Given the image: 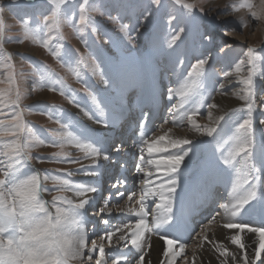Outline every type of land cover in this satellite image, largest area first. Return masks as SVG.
I'll list each match as a JSON object with an SVG mask.
<instances>
[{
	"label": "snow or ice",
	"instance_id": "obj_1",
	"mask_svg": "<svg viewBox=\"0 0 264 264\" xmlns=\"http://www.w3.org/2000/svg\"><path fill=\"white\" fill-rule=\"evenodd\" d=\"M44 2L53 5L50 11L38 7L37 0H9V4L0 0V55L5 58L4 66L9 70L14 67L12 53L4 48V13L6 8H14L19 9L23 29V39L19 43L31 39L41 44L77 81L83 80L81 66H91L93 75L99 77L97 83L102 88L94 90L84 85L76 89L46 64L35 70L41 87L58 91L89 121L105 129H114L124 112L132 107L125 97V90L132 88L136 92L133 104L140 112L139 131L132 145L139 160L135 171L141 175L138 181L140 190L139 194L128 192L124 206L110 207L113 199L120 200L125 196L120 189L127 188L126 178L118 176L113 180L107 195L102 197L103 203L99 204L97 195L101 188L98 181L73 180L68 169L37 168L35 164H42L45 160L74 164L78 165L75 171L84 172L85 177L98 178L103 174L102 161L118 165L120 169L127 168L126 162L122 161L128 151L127 141L108 133L101 134L87 125L81 126L77 118L55 104L39 109L58 125L47 130L50 139L41 138L24 118L23 94L19 88L0 90V138H7L0 140V264H132L129 257L132 250L138 253L135 264H152L150 260L146 262L145 257L154 247L153 235L163 242L158 264H176L180 257H183L182 264H189L185 255L187 244L182 242L178 226L209 202H216L213 194L226 180L231 181L229 198L218 203L219 210L201 225L197 233L199 243L192 247L190 264H196L198 249H203L205 244L211 247L213 254H218V264H229V258L231 264H264V222L259 226L234 222L254 209L257 203L264 204V119L259 120V128L254 127L257 110L255 78L264 58L257 48L248 47L234 67L223 71L222 76L211 69L207 54L208 46L216 41L217 32H201L198 43L182 49L183 37L188 31L186 22L207 15L205 0H172L173 5L179 6V10L173 11L167 10L164 0H96L95 3L82 0L78 6V18L76 12H72L73 0ZM231 9L233 12L246 9L251 21H264V0L259 7L253 0H238L231 4ZM33 14L42 17L35 26H32ZM161 14L167 17L166 23L172 28L164 39L156 31ZM97 17H106V21ZM249 22L241 20L239 26L247 27ZM108 24L114 27L109 28ZM65 25L80 34L86 53H81L78 48L65 47ZM85 32L88 33L87 39H84ZM7 40L11 41L12 37ZM231 47L225 43L219 51ZM162 54L169 57L171 67L168 71L179 72L184 83L179 90L167 88L169 101L174 96L180 99L168 108L169 118L157 131H152L148 127L152 113L164 94L157 78ZM186 60L194 61L190 68L185 67ZM245 65L247 74L243 75ZM233 75L244 86L241 92L233 95L244 103L238 109L214 115L213 110L220 106L212 92L225 89L232 83L230 78ZM217 77L219 83L204 95L200 90L213 84ZM8 79L9 84L14 85L12 71H9ZM81 92L86 98L84 105L77 98ZM261 102L264 105V96H261ZM205 105L208 123L201 124L197 117ZM5 109L10 111L6 113ZM235 112L245 113V116L224 141L229 145L227 152L216 148L219 155L215 161L202 172L192 173L189 162L205 141L171 135L173 128L186 124L197 137H208L211 138L208 143H218L224 136L221 122L231 119ZM5 115L10 119H3ZM169 123L172 127L165 130L164 126ZM41 146L58 148L59 151L48 157L34 156L33 150ZM66 146L74 147L83 155L72 157L65 151ZM82 160L90 163L84 164ZM54 171L62 174H51ZM49 181L56 194L47 200L44 194H51L47 187ZM66 192L73 193V196L64 195ZM149 202L154 205L151 212ZM90 209L101 217L103 230L86 227ZM114 212L130 218L126 223L112 224L109 218ZM217 217L229 221L222 225L223 228L235 230L230 242L237 246V251H231L221 240L209 239L210 225ZM245 230L259 240L258 244L251 242L255 244L252 255L243 242ZM91 236L98 239H91ZM221 257L223 259H219Z\"/></svg>",
	"mask_w": 264,
	"mask_h": 264
},
{
	"label": "rangeland",
	"instance_id": "obj_2",
	"mask_svg": "<svg viewBox=\"0 0 264 264\" xmlns=\"http://www.w3.org/2000/svg\"><path fill=\"white\" fill-rule=\"evenodd\" d=\"M81 2L82 0H73L72 12H76L77 18H78V6H79V3ZM95 2L96 0H90V3H95ZM234 2H238V0H205L204 7L207 10V15L199 16L194 20H188L186 22L188 31H187V35L183 37L184 44L181 45V48L183 49L186 46L190 47L193 43H198L199 33L201 32H206V31L217 32L218 35H217L216 41L212 45L208 46L209 52L207 54L210 56L211 69H214L215 72L219 76H222L223 71H227L233 68L235 63L244 55V52L250 46L256 47L260 56L264 58V21H251L250 17H248L247 15L246 9H241L239 12H233L231 9V4ZM164 3L168 11H173V9L179 10V6L173 5L172 0H164ZM253 3L257 7H259L261 4V0H253ZM5 4H9V0H5ZM37 6L44 8L47 11H50L51 8L53 7L51 3H46L44 2V0H37ZM14 11L16 14H14ZM69 15H71V13H69ZM97 19L98 20L104 19L106 21V17L105 18L97 17ZM166 20H167V17L161 14V18L159 19L157 23L156 31L158 33V36L161 39L166 38L168 33L172 31V28L169 27V25L166 23ZM241 20H249L250 22L248 23L247 27H240L239 21ZM41 21H42V17L33 14L32 26H35ZM4 22H5L4 48L8 52L12 53V64L14 65V67L11 70L7 69L4 66L5 58L2 55H0V90L6 91L10 87L19 88V90L23 94L21 107L24 109V118L26 121H29L31 123V126L33 127L34 131L38 135H40L41 138L50 139L51 135H50V132L47 130L58 127V125L55 123L54 120H49L46 114L39 111V109L49 104H55V105L62 106L66 110L67 114H70L72 117H75L80 121L81 126L87 125L89 127L95 128L96 130L98 127L102 128L103 126L95 125L92 121H89L87 117H85L79 111L78 108H76L73 104H70L64 97L60 96L58 91L52 92V91H49L48 87L46 86L41 87L38 82V78H37L38 73L37 71H35V70H38L42 64H46L50 66L52 69H54L57 73H59L60 76L64 77L67 81V84L70 85L72 88L80 89L82 88V86L87 85L94 90H98L102 88L103 86L97 83L99 77L93 75L91 66L89 67L81 66L80 72H81V76L83 77V80L77 81L76 78L71 75V73L67 72L66 68H62L60 66V64L50 55L49 52H47L42 47L41 44L34 43L31 39L25 40L23 43H19V40L23 39V29L20 24L19 9L6 8L5 13H4ZM108 27L113 28L114 26L111 24H108ZM233 29H235V31ZM63 32H64V37H65L63 43L65 44V47H71L74 49L78 48L81 53L87 52V49L85 48V45L82 42L80 34L73 31L72 27L65 25L63 27ZM83 35H84V39L88 38L87 32H85ZM7 37H12V40L11 41L7 40ZM225 43L230 44L232 46L231 49L230 50L225 49L224 52H220L219 48L223 47ZM88 63L91 64L90 59ZM191 63H194V61L186 60L185 67L190 68ZM170 67H171V64H170L168 55L162 54L159 58V63H158V68H157V78L159 80L160 90L164 94L161 96L158 104L156 105L158 116H155L157 117L156 122H155L156 126L154 125L155 129L153 131H157V129L163 123V121L169 118L168 108L171 106V104L177 103L180 99L179 96H174L173 99L169 101L166 95L167 88H175L179 90L184 83V78L180 76L179 72L174 73V72L168 71ZM161 69L164 70L162 73L160 71ZM9 71H12L14 74V78H15L14 85L9 84V79H8ZM242 74L243 75L247 74V65H245L244 71ZM184 75L186 76V71ZM230 79L233 82V85L230 90H227L226 89L227 86H226L225 89L221 91L212 92L213 96L215 97V102L220 106L219 109L213 110L214 115L215 114L219 115L220 112L222 111H230L232 109H238L244 103L243 101L239 100L237 96L235 95L233 96V93L241 92V90L244 87L243 84H241L236 79L235 75H233ZM255 79H256V84H257L256 97H255L257 110L254 113V117H255L254 127L259 128L260 127L259 120L264 119V115H262V112H264V105H262V102H261V96H264V59H262L260 62V65L257 69V76ZM218 83H219V78L218 77L214 78L213 84L206 86V89H201L200 91H203L204 95H207L209 91H212V88L215 86V84H218ZM125 97H126L127 103L132 105V111L134 112L130 114L131 115L134 114V119L136 121L135 123L136 127L134 129L130 128L131 125H129V127H125L127 126V123L131 121V118L126 117L124 120H122V122L119 121L118 127L114 129L113 133L115 134V132H117L118 137H122L120 136L119 133H122L124 131L128 133V135H130V137H128L130 138V140L128 141V144L132 146L133 145L132 137H134L133 138L134 140L139 131L137 128V122L140 118V112H139V109L133 104V101L136 98V92L133 91L132 88H128L125 90ZM77 98L80 100L82 105L85 104L86 98L83 92L79 93ZM227 98H230L233 101V104L226 106ZM223 105L226 108H224ZM8 111L10 110L5 109L6 113ZM206 115H207V107L205 105L201 109L200 115L197 117L198 122L208 123L206 119ZM244 116H245V113L235 112L231 114V119L226 118V121L221 122L223 125L224 136L218 143L216 142L208 143L207 141L211 140V138H208V137H204L203 139H200V140L205 141V143H202L198 146L196 156L193 158V161L189 162L192 165L191 167L192 173L198 174L202 172L208 165L212 164L215 161L216 156L219 155V152L215 151L216 148H219L224 153L227 152L229 145L225 144L224 141L227 140L228 137L232 134V132L234 131L235 125L239 123L243 119ZM2 118L5 119L6 121L10 119V117L7 115H5ZM151 121H153V119H151ZM166 127H172L171 123L164 126V128ZM128 128L130 129V131H127L129 130ZM183 128H185V126L175 127L174 129L182 130ZM110 130H113V129H110ZM6 139L7 138H0V140H6ZM56 151H59V149L48 147V146H41L33 150V155L48 157L51 153L56 152ZM65 151L69 152L70 155L74 158L83 155L82 153L77 151L72 146H66ZM124 155H125V158H122V161L123 160L128 161V159L131 160L129 156L130 155L129 152H126ZM134 157L136 158L135 159L136 162L134 163L132 161L131 165L132 166L134 165L133 166L134 172L136 173L135 165L139 163V160H138L137 155H134ZM81 162L84 164L90 163L89 161H85V160H82ZM101 163H102V167H105V165H107L108 162L102 161ZM33 164H35V161H33ZM35 166L41 170L68 169L72 173L71 179L76 180V181L90 180L89 177L84 176V172L75 171L78 165H74V164L69 165L66 163H57L55 161L45 160L44 163L35 164ZM117 167L118 165L115 168ZM119 170L120 169L118 167V172ZM114 173H116V171H114ZM51 174H62V173H59L58 171H54ZM138 175H139V178H141V175L140 174ZM65 178H68V177L65 175ZM234 178L235 176H233V179ZM97 181H98V186H99V178H96V182ZM138 181L139 179L135 182L136 187L139 185ZM228 183L231 185L230 180H228ZM109 185L110 183L108 184V186L104 185L105 187L104 190H106L104 192L105 193L104 196H106L108 193ZM190 185H191V181L188 182V186ZM47 187L51 190V194L45 193L44 198L47 200H50L51 195L56 194V192L50 181L47 182ZM137 188L135 189L134 192H137V194H139L140 186H138ZM219 188L220 186H217L216 192H218V194L221 193L219 191ZM112 191L115 192V190H112ZM64 195L73 196V193L66 192L64 193ZM125 199H126V196L123 199L124 201L121 200L119 202V205L120 204L123 205L125 202ZM114 200L110 203L109 205L110 207H113L115 205ZM102 203H103V200L101 201V204ZM216 206L218 207V204H216ZM153 207L154 205L151 203L148 207L149 212H151ZM198 215L197 217H199ZM200 215H202V212H200ZM90 216L95 217V218L97 217L96 215H94V212L92 211V209L89 210V214L87 218L86 227L88 229L92 226L90 224V221H91ZM125 218L126 217H123L122 219H125ZM149 220H151V216H149ZM262 222H264V204H260V203H257L254 209H250L241 218V223H250V224L255 223V224H258L257 226H259ZM179 226H181V224ZM199 232L200 231H198V233ZM197 240H193L194 242L190 243L187 247V250L185 251V255H187L188 260H189V264L192 260V247L195 244H198ZM205 247L199 250L206 249V251L213 252L211 247H208V248L207 247L205 248ZM216 255L218 257V254ZM197 257L198 258H197L196 264H204L202 258L199 256L198 253H197ZM219 259H223V258L221 257ZM158 260H155V261L157 262ZM182 260H183V257H180L179 259H177L176 264H182ZM208 261L206 262V264H213V262L210 259ZM229 264H231L230 258H229ZM257 264H259V262H257Z\"/></svg>",
	"mask_w": 264,
	"mask_h": 264
},
{
	"label": "bare ground",
	"instance_id": "obj_3",
	"mask_svg": "<svg viewBox=\"0 0 264 264\" xmlns=\"http://www.w3.org/2000/svg\"><path fill=\"white\" fill-rule=\"evenodd\" d=\"M232 85H233V82L231 84L226 85L227 86L226 89L230 90ZM231 104H233V101L230 98H227L226 106H229ZM224 108H226V107L224 106ZM132 112H134V111H132V107H131V108H129L128 110H126L124 112L123 116L120 117L119 121L122 122V120H124L126 117L131 118V121H129L127 123V126H125V127H129V125H131L130 128L134 129L136 127V124H135L136 121L134 119V114H132V115L130 114ZM157 113H158V111H157V106H156L154 108L153 114H152L153 121H151V124L148 126L152 131L155 129V126H156L155 122H156V118L157 117H155V116H158ZM118 123H117V125H116V127L114 129H116L118 127ZM201 124H204V123H201ZM167 128H169V127H166L164 129L166 130ZM110 129H112V128H108V129H105L103 127L102 128L101 127L97 128V130L101 134L108 133V134L113 135V136H118L117 132H115V134L113 133L114 129L113 130H110ZM127 131H130V129L127 130ZM119 134H120V136H122L121 138H123L124 140L127 141V145H128V151L127 152H130L129 156H130L131 160H129V159H128V161L123 160V162H126L127 168L126 169H122V171H120V173H118V172L114 173L115 169H113V166H115V165H112L110 162H108L107 165H105V168L102 167L103 174L100 176L102 179H99V187L101 188V191L97 195V198H98V196L100 197L99 200H98L99 204H101L102 197H104V194H105L104 192L106 191V190H104L105 187H103V186L104 185L108 186V184L111 183L113 180H115L118 176L126 178L127 181H128L127 188L126 189L125 188H121L120 189L121 191L125 192V196H126L125 202H124L123 205L120 204L121 206H124L126 204L128 192L135 191V189L139 186L137 184L138 186L136 187V184H135V182L138 179H140L139 175H138V173L134 172V167H133L134 165L132 167L130 166L132 161L134 163L136 162V160H135L136 158L134 156H132V155H137V151H136V149L134 147H132L131 145L128 144V141L130 140V138H128V137H130V135H128V133H126L124 131V132L119 133ZM158 134H162V132H158ZM171 135L178 136V137L187 136L189 139H192V140L203 139L204 138V137H197L195 135V133H193L188 128L187 125H185V128H183L182 130L173 128V132L171 133ZM133 138L134 137H132V142L135 140V139L133 140ZM129 150H131V151H129ZM124 156L125 155H123V157ZM130 167H131V169H130ZM89 178H90L91 181L96 182V178H91V177H89ZM218 186H220L219 191L221 193L218 194V192H216V190H215V192L213 194V200L217 201V202H214V203L213 202H209V204L205 205V207L201 210V212H204V214H203L204 218L200 217V215H199V217H196L197 213H195L192 216L188 217L186 219V221H182L180 223L181 226H178L179 229H180L178 234L180 235V238H181L182 242L187 244V247H188V245L190 243L194 242L193 240H197L198 239L197 233H198V231H200L201 225L207 223L208 219H210L211 216L215 214V211L219 210L218 207L216 206V204H218V202L222 203L223 200H226V199L229 198L228 194H229V191L231 189V185L228 183V180H226L225 182L220 183ZM188 187L190 188L191 185L188 186ZM132 189H134V190H132ZM192 194L195 195V192L193 191ZM220 194H222V195H220ZM125 196L122 199H120V200H116V199L114 200L113 199L115 205L119 204V202L121 200H123L125 198ZM220 198H223V199H220ZM150 204H151V202H149V205ZM149 205H148V207H149ZM92 211L94 212V210H92ZM90 217H91L90 218V220H91L90 224L92 226L89 228V230H91L93 227H95L97 230H103L104 226L100 223L101 217H98V216L96 218L92 217V216H90ZM123 217H126V218L122 219ZM103 218H108V217H103ZM129 218L130 217H128V216H121V215H119V214L114 212L112 217L109 218V219L111 220L112 224H122V223H126ZM227 222H229L227 219H222L221 217H217L216 221L212 225H210V231L208 233L209 239L221 240V241L224 242L226 247H228L231 251H235V250H237V246L232 245L231 242H230V236L232 234H234L235 230H229V229H225V228L222 227V225L224 223H227ZM234 222H241V218L238 219L237 221H234ZM252 225L257 226L258 224L253 223ZM162 234H164V233H162ZM173 234H177V233L174 232ZM242 237H243V242L246 245V250L249 251L250 254H252L253 253L252 249L255 247V244H258V242H259L258 237H256L255 234L247 233V230H245V232L242 233ZM91 239H98V238L96 236H91ZM252 241H255V244H252L251 243ZM197 242L199 243V239L197 240ZM152 243H153L154 247L149 250L148 255L145 257V259H146V262L150 260L152 262V264H158V262H159L158 258H160V254L162 253V250H163V242L159 240L158 236L153 235L152 236ZM205 246L207 248L210 247L207 244L204 245V247ZM186 250H187V248H186ZM197 253L202 258L204 264H206V262L209 259L213 262V264H217L218 263V261L216 259L217 255L213 254V252H211V251H206V249H205V250H199ZM262 255H264V254H262ZM129 257H130V259L132 261V264H135V260L138 258V253L136 252V250H132V252L129 253ZM155 260H158V261L156 262Z\"/></svg>",
	"mask_w": 264,
	"mask_h": 264
}]
</instances>
